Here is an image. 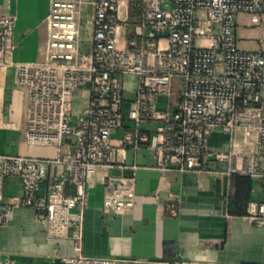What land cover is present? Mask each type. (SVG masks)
<instances>
[{
	"label": "built area",
	"instance_id": "built-area-1",
	"mask_svg": "<svg viewBox=\"0 0 264 264\" xmlns=\"http://www.w3.org/2000/svg\"><path fill=\"white\" fill-rule=\"evenodd\" d=\"M87 5L94 10L93 33L84 51ZM130 7L141 12L140 32L124 40L130 25L122 13ZM240 15L264 29V0H51L45 59L29 64L12 62L15 19L0 17V66L16 67L18 84L29 94L26 143L58 152L54 158L0 154V228L13 219L15 207L29 208L44 222L49 240L72 242L73 255L62 256V264H135L83 251L90 178L122 167L124 150H152L163 172L237 174L264 183V52L239 48ZM129 77L137 82L131 101ZM176 81L183 91L173 107ZM80 91L89 99L76 110ZM127 124L117 147L113 135ZM217 132L230 137L225 152L209 148ZM9 177L22 184L15 205L3 195ZM170 198V212L177 215L176 195ZM104 207L133 214L135 177L119 180ZM243 217L264 227V202L251 201Z\"/></svg>",
	"mask_w": 264,
	"mask_h": 264
},
{
	"label": "crops",
	"instance_id": "crops-1",
	"mask_svg": "<svg viewBox=\"0 0 264 264\" xmlns=\"http://www.w3.org/2000/svg\"><path fill=\"white\" fill-rule=\"evenodd\" d=\"M51 0H0V17L15 19V64L42 62L47 41L46 18ZM130 25L123 39L136 38L141 12L123 9ZM91 5L83 9L82 48L88 50L93 33ZM243 15L239 16V19ZM239 24V21H238ZM261 29V28H260ZM238 30V26H237ZM263 31V29H262ZM237 34V31H236ZM258 39L254 51L264 52ZM250 51V50H248ZM135 77L126 81V97L134 98ZM183 86L175 82L171 104L182 99ZM89 95L80 91L75 98L76 110L86 106ZM166 100L162 99V104ZM29 94L19 86L16 67L0 66V154L54 158V146H29L25 140ZM128 124L113 135V144L122 146ZM230 137L221 132L209 139L212 151L225 152ZM64 151H69V140ZM122 167H114L90 178L88 207L85 215L83 251L95 257L135 261V264H264V227L254 226L244 217L229 213V197L238 189L232 177L163 172L157 168L155 153L148 148H130L120 153ZM226 167V166H222ZM136 168V169H134ZM136 179V207L133 214L115 215L104 207V200L117 182ZM176 195L177 215L170 205ZM252 201L264 202V183L252 179L247 194ZM23 194L21 180H4L3 195L7 204L15 205ZM73 255L69 240H49L45 224L29 208L15 207L14 217L0 228V263L62 264V256Z\"/></svg>",
	"mask_w": 264,
	"mask_h": 264
},
{
	"label": "trees",
	"instance_id": "trees-1",
	"mask_svg": "<svg viewBox=\"0 0 264 264\" xmlns=\"http://www.w3.org/2000/svg\"><path fill=\"white\" fill-rule=\"evenodd\" d=\"M233 186L238 190L229 197V213L234 216L243 217L247 213L248 204L252 201L247 191L252 186V179L247 176L233 175Z\"/></svg>",
	"mask_w": 264,
	"mask_h": 264
},
{
	"label": "rangeland",
	"instance_id": "rangeland-1",
	"mask_svg": "<svg viewBox=\"0 0 264 264\" xmlns=\"http://www.w3.org/2000/svg\"><path fill=\"white\" fill-rule=\"evenodd\" d=\"M202 17V14H200ZM263 38L264 41V29H260L259 26L252 24L250 18L246 15H243L239 19L238 30H237V40L238 45L241 50H255L258 44V39ZM264 47V45L260 46Z\"/></svg>",
	"mask_w": 264,
	"mask_h": 264
},
{
	"label": "water",
	"instance_id": "water-1",
	"mask_svg": "<svg viewBox=\"0 0 264 264\" xmlns=\"http://www.w3.org/2000/svg\"><path fill=\"white\" fill-rule=\"evenodd\" d=\"M162 35H163V36H167V35H168V33H167V32H164Z\"/></svg>",
	"mask_w": 264,
	"mask_h": 264
}]
</instances>
